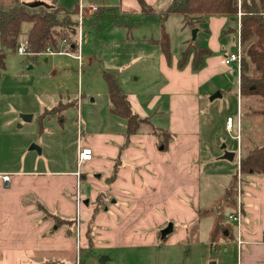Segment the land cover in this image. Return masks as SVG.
Instances as JSON below:
<instances>
[{"label":"crops","instance_id":"obj_1","mask_svg":"<svg viewBox=\"0 0 264 264\" xmlns=\"http://www.w3.org/2000/svg\"><path fill=\"white\" fill-rule=\"evenodd\" d=\"M17 1L29 6L77 10L78 20L74 17L77 27L80 4L86 6V21L93 16L90 9L94 4H87V0H62L61 3L60 0H4L0 5L8 10ZM146 1L153 6L161 2L168 7L172 2ZM182 26L186 34L182 51L172 54L171 63L162 52L158 56L160 80L156 84L160 88L154 95L147 94L146 88L139 85L143 72L126 78L110 71L127 95L133 111L149 120L141 124L137 133L128 136L127 121L112 114L108 86L101 96H91L88 104L85 100L68 101L49 109L65 106L69 110L75 105L77 134L82 130L77 142V160L80 148L88 147L93 151L92 160L82 168L83 203L78 202L75 190L77 165L53 173L52 180L32 172L0 171L2 175L11 176L8 184L0 177V264H79L83 254L95 249H100L104 256L102 264H124L130 257L129 247L152 248L161 241L166 246L181 245L182 232L171 240L161 239L162 228L172 220L183 224L192 222L205 206L203 201L209 200L206 205L210 206L225 192L240 171L242 154L264 145V133H260V129L245 137L246 126L252 128L249 122H255L253 115L260 110H250L252 116L248 122L244 121L245 101H252L251 105L246 102L252 108L258 100L255 96L241 97L238 68L225 64V58L237 47L234 33L228 32L223 37L225 31L233 28L229 18L212 16L203 28H198L197 40L210 49L211 55L197 72L193 70V54L184 68L179 67L182 52L193 42L194 29L185 27L183 18ZM79 51L80 44L78 54L62 51L53 54L63 53L80 60ZM144 56L148 60L145 51ZM148 73L151 72L146 67L144 74ZM234 77L239 86L237 102L231 108L236 119L227 110L218 115L213 108L215 101L231 93L228 86L233 84ZM57 114L48 115V124ZM228 118H233L231 130L227 128ZM67 121L66 117L64 129ZM258 121L257 117V125ZM155 128L165 133L163 138L155 135ZM221 132L227 135L224 139ZM223 152L234 153V159H225ZM234 161L238 163L236 170L231 166ZM241 193L242 223L238 225L230 220V214L236 209H228L229 220L226 221L231 223V236L217 246L209 243L214 218L208 217L213 222L207 243L211 251L219 248L215 264H264V175H244ZM99 195L104 209L95 214ZM54 217L73 223L55 229ZM93 219L107 227L98 237L95 222L90 225ZM89 227H92V247L87 237ZM106 250L108 255H105ZM112 250L114 253H110ZM141 259L144 257L138 256V260Z\"/></svg>","mask_w":264,"mask_h":264},{"label":"rangeland","instance_id":"obj_2","mask_svg":"<svg viewBox=\"0 0 264 264\" xmlns=\"http://www.w3.org/2000/svg\"><path fill=\"white\" fill-rule=\"evenodd\" d=\"M117 1L120 0H106L104 3L87 0V4L97 5L99 12L95 14L90 11L93 16L86 21L80 34L78 32L80 60L63 53L51 55L53 50L50 52L47 50L46 53L49 56L21 55L18 50L17 52L7 51L6 67L0 71L1 172H32L36 173V176H43L52 180L55 178L53 173L76 166L78 163L77 142L79 138L75 122L77 108H73L74 105L70 106L69 108H72L68 110L65 106H61L60 109L62 110L58 112L59 114L52 116L51 124H48L47 110L68 101L74 103L76 100L81 102L85 100L88 104L91 96H101L107 89V83L103 76L104 72L111 73L110 71H113L114 74L126 78L134 76L135 73L143 72L139 77L141 88H146L147 94L150 95H154L159 91L160 85L156 84V81L160 80L158 56L162 50L160 45L153 42V40L161 37L163 24L159 14L162 12L161 10L167 9L168 4L162 5L161 2L156 3V6L151 4L154 10L157 11L158 16L149 18L143 14L138 0ZM146 3L149 4L147 1ZM0 9L5 10L4 6L1 5ZM74 17L78 20V16ZM231 25L233 30L236 28L240 30V21L236 24L235 22L231 23ZM30 26L29 23H23L19 45L26 43V34H28ZM164 27L171 40L172 54L180 53L186 35L183 31L182 16H171L164 23ZM234 36L236 37L237 47L230 54L236 53L239 46V37L236 34ZM68 43L69 41L61 43L62 52H67ZM251 44L252 42L245 45L241 43L244 56ZM2 50L3 46L0 42V52ZM144 51L145 55L149 57L148 60L144 59ZM233 66L238 68L237 64H233ZM146 67L149 68L151 73L144 74ZM239 74L241 76V72ZM237 81V77H234L233 84H229L228 88L232 91L228 94V97L214 102L213 108L216 114L221 115L227 110L229 115H233L232 117L236 119V115L231 108L237 102L236 94L239 87L236 84ZM255 98L258 101L252 108L247 106V104L251 105L252 101H245V122H248L249 116H252L250 110H260L258 114L253 115L252 119L255 122H249L252 128L250 129L247 126L245 128L247 133L245 137L247 138L250 137L252 131H257V129H260V133H264V107L262 106L264 100L258 97ZM259 99L261 102H259ZM63 110L64 112L61 114ZM61 115L63 116L61 117ZM23 116H32L33 120L26 122ZM66 117L68 121L64 129L63 120ZM257 117L260 121H258V125L256 123ZM221 135L222 139L227 136L222 132ZM82 138H84L83 135ZM33 146L38 147L41 152L35 149L32 150ZM223 153L226 155L228 152ZM237 165L236 161L231 164V166H235V170ZM237 176L238 189L239 183L243 180L241 166ZM84 188L81 180L80 193H85ZM75 190H77L76 187ZM208 201L202 202L205 205L202 206L203 208L208 206L206 205ZM225 216L228 221V209L225 211ZM191 221L183 224L172 220L166 227L162 228L161 239L166 236L167 240H171L182 232L183 238L179 241L181 245L166 246L161 241L160 245L152 248L129 247L127 251L130 257L124 264L216 263L219 248H213V251H211L207 243L213 219H198L196 216ZM93 226L96 237L107 230L106 226L100 225L98 222H95ZM75 229L78 231L77 227ZM164 232H167L166 235ZM106 251L105 255H108L109 251ZM114 251L112 250L110 253H114ZM101 254L100 249H95L93 252L83 254L78 263L102 264L101 260L104 256ZM138 256L144 257V260H138ZM210 258H213V260L209 261Z\"/></svg>","mask_w":264,"mask_h":264},{"label":"trees","instance_id":"obj_3","mask_svg":"<svg viewBox=\"0 0 264 264\" xmlns=\"http://www.w3.org/2000/svg\"><path fill=\"white\" fill-rule=\"evenodd\" d=\"M138 2L144 15L149 18L158 16L154 8L145 0H138ZM76 13L77 10L70 12L56 6H29L19 1L8 10L0 9V42L3 46L0 52V71L6 67L7 51L17 52L19 48L23 23L31 24L27 35L31 55L39 56L46 53L48 49L53 50L54 53H60V45L64 41H69L67 53L76 52L79 48L77 23L74 19ZM173 15L182 16L185 27L194 29L203 28L212 16L228 17L231 23L235 22V24L240 21V30L230 28L223 33V37L228 32L236 36L240 34L242 45L252 42L242 61L240 95L242 98L255 96L264 100V0H172L169 7L159 14L163 24L161 37L153 40L160 45L168 63L172 61L171 40L165 31L164 23ZM191 54L194 55L193 70L197 72L204 67L205 60L211 55V51L200 45L199 40L189 43L179 60L181 69L186 66ZM104 78L108 86L112 114L127 121L128 136L137 133L141 124L149 123V120L142 119L133 111L127 95L122 91L113 74L105 72ZM60 108L48 110L47 115L58 113L61 111ZM153 131L159 138H163L165 134L156 128ZM240 166L242 176L264 175V145L242 154ZM237 179L236 174L221 197L210 206L198 211L199 219L214 218L209 235V243L213 246H217L231 236L232 227L231 223L226 221L225 211L237 208ZM100 201L99 195L95 214L100 209H104ZM43 210L50 216L45 209ZM53 219L56 221L55 229L65 225L71 226L73 223L61 220L59 217ZM93 221L94 219L91 221V226ZM87 237L92 247V227H89Z\"/></svg>","mask_w":264,"mask_h":264},{"label":"built area","instance_id":"obj_4","mask_svg":"<svg viewBox=\"0 0 264 264\" xmlns=\"http://www.w3.org/2000/svg\"><path fill=\"white\" fill-rule=\"evenodd\" d=\"M93 13L97 14L99 12V7L92 5L91 9H90ZM86 6H84L83 4L79 5V21H78V30L77 33L82 31L84 25H85V21H86ZM239 37V46L236 50V53L230 54L227 58H225V64L226 65H231V64H237L238 65V70L239 73L241 72V68H242V61H243V57H244V52L243 49L241 47V42H240V34L238 35ZM78 40H79V44H80V38L78 36ZM48 51L50 52L51 49H48ZM53 54L54 52L51 51ZM18 53L21 55H29L30 53V49L28 46V43H23L21 45H19L18 48ZM80 58V56H79ZM233 126V118H228L227 120V128L229 130L232 129ZM82 134V130L79 131V135ZM93 158V151L92 149L85 147V148H80L79 152H78V171L76 173L77 176V198H78V202L80 203L82 200V196L80 194V186H81V180H82V168L84 166L85 163L91 161ZM0 177L3 179V181L5 183H10L11 182V176L10 175H2L0 174ZM241 182L239 183V188H238V204H237V208L234 211V213L230 214L229 218L230 220L237 222L238 225H241V221L243 218V204H242V200H241ZM240 245H242V242H239Z\"/></svg>","mask_w":264,"mask_h":264},{"label":"water","instance_id":"obj_5","mask_svg":"<svg viewBox=\"0 0 264 264\" xmlns=\"http://www.w3.org/2000/svg\"><path fill=\"white\" fill-rule=\"evenodd\" d=\"M198 28H195L192 30V39L193 41H196L197 40V36H198ZM214 97H217V96H214ZM218 97H221V94H218ZM23 119L26 121V122H30L32 120V116H23ZM38 150L39 152H41V150L36 147V146H33L32 147V150ZM234 156L235 154L234 153H226V155L224 156L225 159L227 160H233L234 159ZM167 232H164V234L166 235ZM215 264V263H214Z\"/></svg>","mask_w":264,"mask_h":264}]
</instances>
